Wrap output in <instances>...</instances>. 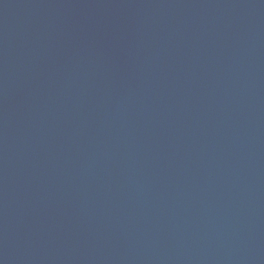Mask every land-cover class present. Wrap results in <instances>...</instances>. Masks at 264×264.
I'll use <instances>...</instances> for the list:
<instances>
[{
    "label": "water",
    "instance_id": "95a60500",
    "mask_svg": "<svg viewBox=\"0 0 264 264\" xmlns=\"http://www.w3.org/2000/svg\"><path fill=\"white\" fill-rule=\"evenodd\" d=\"M0 264H264V0H0Z\"/></svg>",
    "mask_w": 264,
    "mask_h": 264
}]
</instances>
